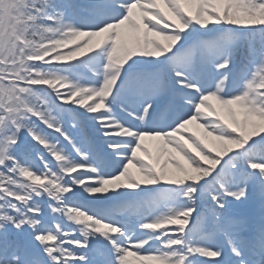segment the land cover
I'll return each instance as SVG.
<instances>
[{"label":"snow or ice","instance_id":"obj_1","mask_svg":"<svg viewBox=\"0 0 264 264\" xmlns=\"http://www.w3.org/2000/svg\"><path fill=\"white\" fill-rule=\"evenodd\" d=\"M129 257L264 264V0H0V264Z\"/></svg>","mask_w":264,"mask_h":264},{"label":"rangeland","instance_id":"obj_2","mask_svg":"<svg viewBox=\"0 0 264 264\" xmlns=\"http://www.w3.org/2000/svg\"><path fill=\"white\" fill-rule=\"evenodd\" d=\"M100 39H102V37H96V38H94V40H100ZM190 127H193L194 128V126H190ZM145 144L150 149H152L155 146L156 142L155 141H145ZM129 260L132 261V264H137V262L134 260V258L129 257Z\"/></svg>","mask_w":264,"mask_h":264}]
</instances>
